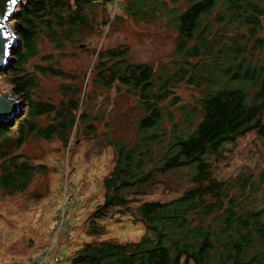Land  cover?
Here are the masks:
<instances>
[{"label":"trees","instance_id":"trees-1","mask_svg":"<svg viewBox=\"0 0 264 264\" xmlns=\"http://www.w3.org/2000/svg\"><path fill=\"white\" fill-rule=\"evenodd\" d=\"M156 1L136 0L131 16L149 17L145 6ZM172 2L166 14L177 33L175 71L166 64H132L128 48L96 50L93 67L98 70L94 89L127 87L143 115L133 143L113 142L115 165L88 231L100 235V222L117 208V214L141 221L146 232L138 241H89L69 264H264V168L220 181L211 176L209 163L240 137L264 138V0ZM180 2L188 8L178 7ZM108 4L115 0H27L21 8L16 27L22 46L5 75L12 76L14 92L25 96L27 110L16 119V137L12 125L0 121V187L8 193L26 191L46 169L22 157L29 139H61L67 147L75 128L98 131L100 116L81 108L87 103L80 87L64 85L68 99L58 104L35 97L39 74L69 76L53 65L54 54H44L46 63L33 70L29 65L41 55L42 40L65 55L67 43L78 41L77 32L93 27L94 10ZM159 5L167 6L165 1ZM181 84L199 96L183 104L175 93ZM44 119L50 121L43 124ZM185 168L195 172L194 186L184 195L132 205L162 176Z\"/></svg>","mask_w":264,"mask_h":264},{"label":"rangeland","instance_id":"rangeland-1","mask_svg":"<svg viewBox=\"0 0 264 264\" xmlns=\"http://www.w3.org/2000/svg\"><path fill=\"white\" fill-rule=\"evenodd\" d=\"M26 1L19 3L17 12L7 22L18 39L11 48V60L0 68V94L11 92L21 101L18 118L26 113L27 102L24 95L14 92L12 76L5 73L10 70L14 51L22 46L16 24ZM164 1L167 6L159 7ZM135 5L136 0H115V4L99 5L94 10L93 27L81 28L76 34L78 41L67 43L65 55H60L49 41L40 42L41 55L32 60L29 68L33 70L35 64H45L44 54H54L53 65L69 76L39 74L35 97L58 104L68 99L63 86L72 84L83 90L81 98H85L87 105L81 108L88 107L89 114L100 116V120L95 121L98 128L95 134L75 128L67 147L61 139L40 138H31L23 146L22 157L46 169L34 176L24 192L10 194L0 187V264H58L59 260L60 264H69L89 241H138L145 234L146 227L141 221L117 214V208L100 222V235H90L88 231L91 215L104 201V180L115 165L113 142L133 143L138 135V119L143 115V109L136 106L137 96L127 87L116 84L112 89H94L93 80L98 74V70L93 69L98 62L96 50L128 48L132 64L156 67L166 64L171 71H175L174 61L180 59L176 56L177 33L168 24L166 14L175 6L172 0H157L154 7L146 5L145 10L152 14L141 19L131 16L129 8ZM177 5L188 8L186 2ZM175 93L182 98L183 104L199 96L197 90L186 84L176 88ZM176 113L179 116L178 110ZM49 121L44 119L43 124ZM15 123L16 120L8 123L12 125L13 137L17 136ZM209 163L211 176L220 181L259 173L264 168V138L256 133L240 137L228 145L223 157L212 156ZM194 172V169L185 168L162 176L161 183L132 205L181 197L194 186Z\"/></svg>","mask_w":264,"mask_h":264},{"label":"water","instance_id":"water-1","mask_svg":"<svg viewBox=\"0 0 264 264\" xmlns=\"http://www.w3.org/2000/svg\"><path fill=\"white\" fill-rule=\"evenodd\" d=\"M22 0H18L17 4L14 6V10L12 15L17 12V8L19 3ZM8 7L7 0H0V13L6 10ZM11 15V16H12ZM10 16V17H11ZM10 17L4 23L6 24V29L10 33V37L8 41H4L0 38V47H2L5 43L8 45V51L10 55H3L2 51H0V68L6 66L12 58L11 48L17 44L18 36L17 34L11 30V28L7 25ZM0 100L3 101L2 106H0V121L9 123L12 120H16L20 116L21 112V101L16 98L11 92H5L0 94Z\"/></svg>","mask_w":264,"mask_h":264},{"label":"snow or ice","instance_id":"snow-or-ice-1","mask_svg":"<svg viewBox=\"0 0 264 264\" xmlns=\"http://www.w3.org/2000/svg\"><path fill=\"white\" fill-rule=\"evenodd\" d=\"M7 2V9L0 13V38H2L4 41H8L10 37V33L7 31L6 24L4 22L7 21L8 18L12 15L14 6L17 4L18 0H7ZM0 51H2L3 55H10L7 43L0 47ZM2 104L3 101L0 100V106H2Z\"/></svg>","mask_w":264,"mask_h":264},{"label":"built area","instance_id":"built-area-1","mask_svg":"<svg viewBox=\"0 0 264 264\" xmlns=\"http://www.w3.org/2000/svg\"><path fill=\"white\" fill-rule=\"evenodd\" d=\"M60 263H61V261L59 260L58 264H60Z\"/></svg>","mask_w":264,"mask_h":264}]
</instances>
